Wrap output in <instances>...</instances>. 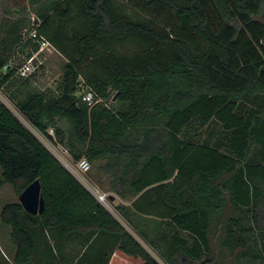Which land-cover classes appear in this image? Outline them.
<instances>
[{
    "label": "trees",
    "instance_id": "obj_1",
    "mask_svg": "<svg viewBox=\"0 0 264 264\" xmlns=\"http://www.w3.org/2000/svg\"><path fill=\"white\" fill-rule=\"evenodd\" d=\"M37 13L36 38L68 62L56 88L11 91L28 121L89 161L167 264H264V0H52ZM27 22L0 35L2 88L17 79L15 52L39 49ZM212 124L224 144L200 140ZM0 168V189L40 179L46 202L38 215L20 201L0 211L16 264L37 256L39 227L85 234L88 248L102 236L106 264H161L1 100Z\"/></svg>",
    "mask_w": 264,
    "mask_h": 264
},
{
    "label": "rangeland",
    "instance_id": "obj_2",
    "mask_svg": "<svg viewBox=\"0 0 264 264\" xmlns=\"http://www.w3.org/2000/svg\"><path fill=\"white\" fill-rule=\"evenodd\" d=\"M52 0H42L41 2L35 3V0H3L2 4L4 6L3 16L4 21L0 28V35H2L8 26V24L17 18H25L27 22L26 30L27 39H30L31 33L35 30V26L38 22L37 20V9H40L42 6H50ZM36 4V5H34ZM35 18V21H34ZM26 39V40H27ZM34 40V39H33ZM36 44L38 42L34 40ZM24 47V46H23ZM32 45L26 46L24 48L18 49L14 56L11 58V68L16 69V81L12 83L11 87H0V100L11 109V111L19 117V119L34 133L38 138L46 145V147L66 166L67 163H72L76 165V161L73 159L72 155L69 153L67 148L59 144L55 137V131L53 128L48 130L49 134L40 133L29 121L28 119L19 111L16 103L14 102L11 91L16 88H27L34 90H44L45 88H56L60 77L63 73L64 67L68 60L54 47L48 45L44 49H41L39 46L38 51L33 53L35 56L34 59V67L35 70L23 76L20 73V69L29 62V58L26 56L29 50L31 51ZM32 57V56H31ZM27 79V81H25ZM80 80H83L80 78ZM25 82V83H24ZM80 91L79 94H84L88 92V86L84 84L82 87L79 86ZM248 107L251 105L250 103L246 104ZM63 124L66 126V121H63ZM53 129V130H52ZM201 139L204 142L211 143L215 145L216 143L224 144L225 132L220 124H212L210 126L204 127L200 131ZM1 175V168H0ZM85 177L92 183L96 184V182L92 179L90 170L85 174ZM82 181V180H81ZM83 182V181H82ZM84 183V182H83ZM90 185V184H89ZM10 201H19V194L14 189L11 183H5L3 187L0 189V211L4 204ZM119 199L114 201H109L108 209L112 212V214L123 224L125 228L134 234V236L140 240L146 249L161 263L167 264L166 261L159 255L156 249L151 248L148 244L144 242V240L136 233V223L129 218V220L125 219L117 209V204ZM26 212V211H25ZM133 218H137V216L133 213ZM141 222L147 223V225L151 226L152 230H157L158 226L149 220L140 219ZM0 262L8 259V244L7 238L5 236L6 232L11 234V226L3 223L0 217ZM134 229V231L132 230ZM136 231V232H135ZM54 235L53 236H51ZM9 236V235H8ZM34 237L39 242L37 245V256L34 257L28 264H73L72 257L78 255V253H73L70 251L69 255H66L65 252V241L64 237H61L58 231L54 230H46L43 227H39L34 230ZM45 237V244H44ZM56 238L60 241L63 248V252L59 250L60 247L55 245ZM63 242H62V241ZM103 237H99L97 241L92 245L91 249H89L86 253L85 251L80 255V257L74 262V264H88L91 258L92 251H94L97 246L102 242ZM46 248V250H45ZM85 254V255H83ZM82 256V257H81Z\"/></svg>",
    "mask_w": 264,
    "mask_h": 264
},
{
    "label": "built area",
    "instance_id": "obj_3",
    "mask_svg": "<svg viewBox=\"0 0 264 264\" xmlns=\"http://www.w3.org/2000/svg\"><path fill=\"white\" fill-rule=\"evenodd\" d=\"M31 37L36 40L41 49L47 47L49 42L45 39L36 38L35 30L31 33ZM29 62L26 63L21 69L20 73L23 76H26L32 73L35 70L34 59L35 56L29 58ZM85 83L81 81L80 85L83 86ZM94 92L88 87V92L83 94V99L89 101L90 103L93 101ZM53 130V129H52ZM41 133V132H40ZM43 134V133H42ZM49 134V132H48ZM36 135V134H35ZM37 136V135H36ZM40 139V138H39ZM66 167L85 185V187L98 199V201L103 204L107 209L109 207L110 193L103 191L98 185L92 184L86 177L85 174L90 170V163L86 158H82L79 160L76 165L72 163H67ZM90 184V185H89ZM108 206V207H107Z\"/></svg>",
    "mask_w": 264,
    "mask_h": 264
},
{
    "label": "crops",
    "instance_id": "obj_4",
    "mask_svg": "<svg viewBox=\"0 0 264 264\" xmlns=\"http://www.w3.org/2000/svg\"><path fill=\"white\" fill-rule=\"evenodd\" d=\"M152 220H154L152 217L150 218ZM152 223L156 224L155 221H153ZM148 229L151 228L150 225L147 226ZM2 230V229H0ZM9 235V236H8ZM6 238H7V244H8V259H6L3 262H0V264H16L15 263V255H16V245L15 243H13L12 239H11V234H8V232H6L5 234ZM95 236V235H94ZM89 242L86 239L85 234H72V235H68L66 240H65V252L66 255L70 254V251H72L73 253H78V255L72 257V261L70 262H74L78 259V257L85 251V250H89L88 246H89ZM91 249V248H90ZM105 253V247L102 248L100 246H97V248L92 251L91 254V258L89 260L88 264H106L104 263V257L103 254Z\"/></svg>",
    "mask_w": 264,
    "mask_h": 264
},
{
    "label": "water",
    "instance_id": "obj_5",
    "mask_svg": "<svg viewBox=\"0 0 264 264\" xmlns=\"http://www.w3.org/2000/svg\"><path fill=\"white\" fill-rule=\"evenodd\" d=\"M110 199L114 201L115 196L110 195ZM19 201L24 210L32 215H38L44 212L46 202L42 191L41 180L36 179L30 183L19 195Z\"/></svg>",
    "mask_w": 264,
    "mask_h": 264
}]
</instances>
